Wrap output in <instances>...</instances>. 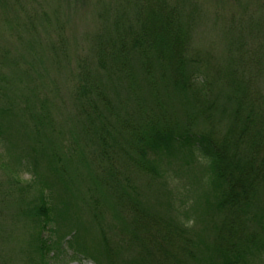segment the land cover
<instances>
[{
    "label": "rangeland",
    "instance_id": "rangeland-1",
    "mask_svg": "<svg viewBox=\"0 0 264 264\" xmlns=\"http://www.w3.org/2000/svg\"><path fill=\"white\" fill-rule=\"evenodd\" d=\"M128 1L0 0V111L6 113L0 121L5 127L0 142V264H40L35 241L40 232L61 245L48 254L46 264H93L90 255L104 264L97 255L104 246L101 234L112 247L125 248L133 206L155 217L159 227L165 222L186 228L183 235L195 257L183 261L198 264L200 253L222 232L218 227L228 222V212L218 213L213 206L210 193L216 186L205 190L212 182L201 171L203 162L179 166L174 157L183 153L178 151L160 162L155 157L156 173H146L134 164H148L146 158L125 139H131L133 130L139 136L146 122L148 130L166 123L176 135L238 129L242 118L233 116L237 95L226 85L229 76L249 87L247 101L264 113V0L168 1L176 3L174 16L181 12L182 24L189 25L184 55L194 62L189 72L208 73L206 99L214 105L208 116L192 108L179 88L145 77L131 54L122 67L110 60L115 20L120 32L128 34L123 25L130 24L128 16L133 17L140 0ZM147 3L150 8L161 5L160 0ZM150 71L160 77L154 66ZM94 112L106 124L98 132L106 148L93 134L100 127ZM107 188L127 191L122 192L131 198L130 207L118 205ZM56 197L67 202L57 206L64 207L56 220L60 225L49 221L41 230L30 209L41 199L49 206ZM112 203L121 219L110 210ZM248 203L232 214L241 221L237 236L264 238V189ZM193 205L196 211L189 212ZM139 250L132 249V255ZM143 258L153 264L144 253Z\"/></svg>",
    "mask_w": 264,
    "mask_h": 264
},
{
    "label": "trees",
    "instance_id": "trees-1",
    "mask_svg": "<svg viewBox=\"0 0 264 264\" xmlns=\"http://www.w3.org/2000/svg\"><path fill=\"white\" fill-rule=\"evenodd\" d=\"M168 1L160 0L161 5L157 4L154 8L149 7L147 0H144L142 5H139L142 2L141 0L137 3L134 2L136 3V9L133 17L128 16L130 24L126 22L123 25L125 26L123 32L128 34L120 32L118 21L115 20L116 47L115 40H113L110 43L113 48L110 60L115 63L119 62L118 65L122 67L125 66V62L128 63L130 60L129 54H131V59L141 63V71L144 72L145 77L151 78L156 84L161 80L162 84H168L176 89L179 88L185 94L186 99L190 98L192 101L193 105L188 101L192 108H197L199 114L208 116V111L214 106L206 99V96L210 98L205 90L207 81L209 82L208 73L198 71V75H191L189 72L193 71L194 68V62L192 60L186 61L184 57L188 37L186 31L189 29V25L188 22L185 25L182 24L181 12L174 16L176 13L175 7L177 6L173 4L176 3ZM128 2L131 3V0ZM153 66L159 70L160 77H156L151 73L150 69H153ZM188 68L190 69L188 70ZM198 79L200 80L197 81ZM226 82V85L229 88L232 87L233 93L237 95V104L233 116L235 120L242 118L237 124L240 125L238 129H226V133L222 135L207 131H186L176 135L171 128L166 126V123L156 128L150 127L148 130L149 124L146 122L144 128L140 130L142 133L139 136L133 130L129 133L131 139L125 140L127 142L131 140L128 144L139 150L140 155L146 158L148 164L134 161L136 168L146 173H156L152 168V165L157 166L155 157L160 162L162 159L171 157L170 155H175L178 151L183 153V159L174 157L179 162V166H190L194 161L195 163L198 161L200 166H202L201 162L205 164L201 171H203V175L207 174L208 183L212 182L205 190H209L210 185L216 186L213 189L214 191L210 193L215 199L213 206L218 213H224L226 210L230 217L227 219L228 222L225 221L218 227V232L221 230L222 232L217 234L214 239L216 240L215 243L213 242L209 248L200 253L198 264H264V238L249 239L247 237L245 239L238 237L237 230L241 221L237 216L232 215L240 212V207L249 204L250 198H253L259 190L264 189V113L255 108L254 105L256 104L254 102L249 103L247 101L250 99V89L247 85L239 82L235 83V78L230 76L226 77ZM82 95H88L87 90L84 88ZM90 111L92 112V107ZM243 112H246L245 115L242 114ZM94 113L97 114L94 116L100 127L98 130L95 128L93 134L101 144H104L102 136L98 132H101V128L106 124L102 122V116L98 112ZM92 116L87 117L91 122L94 121V119H91ZM5 118L6 113L0 111V121ZM4 128V125L0 123V142L3 140ZM244 135L246 136L244 137ZM254 136L255 139H251ZM132 144L137 146H132ZM104 148H106L105 144ZM185 156H189L187 157L188 162L183 165L182 162ZM190 159L191 161H189ZM56 172V167L50 168V173L56 174ZM110 190L111 193H115L114 198L118 205L119 203L122 204L121 202L126 205L129 202L130 205L131 198L123 194V192L128 193L127 191L122 189L116 191L114 188H107L105 190L106 194ZM125 196L129 198L128 201ZM57 197L49 199V206L46 205L44 199H41L34 209H30L29 215L31 214V217H34L33 219L41 230L51 224L60 225V222L56 220L60 218V213H62L64 207L58 209L57 206H66L67 202L65 199ZM107 200L108 198H102V201L108 203ZM135 203L133 200L134 205ZM129 205L127 206L130 207ZM196 208L194 205L191 206L189 212L196 211ZM117 209L116 204H113L110 210L114 211L115 215L121 219L117 215L120 213ZM142 210L138 206H133L131 212L129 211L131 214L130 226L127 228L129 240L123 241L125 242V248L118 244L112 247L106 238L107 236L101 234V241H103L104 246L102 252L99 253L98 251L97 255L102 258L104 264H146L144 263L143 253L153 264H184V256L190 259L195 257L190 248L191 244L183 235L188 231L186 228L169 223L165 224V222L164 226L159 227V221ZM50 213H52V216ZM235 217L237 222L232 224ZM91 218H93L92 214ZM141 218L144 221H141ZM49 221L51 222L47 226ZM120 231L125 233L126 230L121 228ZM224 232L228 235H225ZM144 233L147 236H144ZM140 234L143 241L140 240ZM42 235V232H40L35 237L36 249L38 253L40 252V264H46L48 254L58 251L61 245L59 246V244L48 238L44 239ZM134 248L141 249V251L139 250L135 255H132V249ZM90 257L93 264H102L95 260L96 258L94 259L93 256L90 255Z\"/></svg>",
    "mask_w": 264,
    "mask_h": 264
}]
</instances>
